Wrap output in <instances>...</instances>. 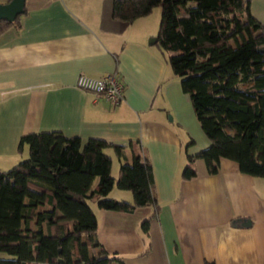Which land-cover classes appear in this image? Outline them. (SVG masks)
<instances>
[{
	"label": "crops",
	"instance_id": "obj_1",
	"mask_svg": "<svg viewBox=\"0 0 264 264\" xmlns=\"http://www.w3.org/2000/svg\"><path fill=\"white\" fill-rule=\"evenodd\" d=\"M247 1L264 27V0ZM23 3L19 28L0 34V170L27 157L26 145L17 150L25 133L55 131L119 146L137 141L150 165L157 210L151 216V205L130 212L92 209L98 243L117 258L110 264H264V178L240 172L224 157L213 174L197 159L195 176L180 177L186 156L209 140L188 93L155 42L147 43L156 38V16L119 30L110 18L111 0ZM113 72L123 86L117 104L75 86L78 74ZM105 153L116 178L120 161L111 148ZM122 155L129 160L127 150ZM125 191L110 197L130 202Z\"/></svg>",
	"mask_w": 264,
	"mask_h": 264
},
{
	"label": "trees",
	"instance_id": "obj_2",
	"mask_svg": "<svg viewBox=\"0 0 264 264\" xmlns=\"http://www.w3.org/2000/svg\"><path fill=\"white\" fill-rule=\"evenodd\" d=\"M154 7L160 10L154 45L188 93L209 140L206 148L186 156L180 177L195 176L197 159L213 174L224 157L240 172L264 178V27L250 15L248 1L111 0L110 18L122 30ZM20 15L0 19V34L18 29ZM22 145L27 157L0 170V252L11 256L0 258V264H57L59 258L64 264H110L117 258L96 239L90 202L124 212L151 205V216L156 213L150 165L137 141L82 143L49 131L21 135L18 151ZM106 148L120 161L116 178ZM124 150L129 160L122 158ZM113 185L128 190L131 201L109 197ZM148 219L141 221L143 229Z\"/></svg>",
	"mask_w": 264,
	"mask_h": 264
},
{
	"label": "built area",
	"instance_id": "obj_3",
	"mask_svg": "<svg viewBox=\"0 0 264 264\" xmlns=\"http://www.w3.org/2000/svg\"><path fill=\"white\" fill-rule=\"evenodd\" d=\"M75 86L104 98L112 105L121 100L123 89L120 78L115 72L100 78L78 74L75 79Z\"/></svg>",
	"mask_w": 264,
	"mask_h": 264
},
{
	"label": "water",
	"instance_id": "obj_4",
	"mask_svg": "<svg viewBox=\"0 0 264 264\" xmlns=\"http://www.w3.org/2000/svg\"><path fill=\"white\" fill-rule=\"evenodd\" d=\"M23 0H8L5 4H0V19L13 20V18L23 12ZM156 42V38L147 40L148 44ZM57 264H64L63 259L59 258Z\"/></svg>",
	"mask_w": 264,
	"mask_h": 264
},
{
	"label": "rangeland",
	"instance_id": "obj_5",
	"mask_svg": "<svg viewBox=\"0 0 264 264\" xmlns=\"http://www.w3.org/2000/svg\"><path fill=\"white\" fill-rule=\"evenodd\" d=\"M159 13H160V10H159V7H154L152 10H151V14L152 16H156V19H157V25L159 23ZM190 106V104H189ZM115 165L117 166L116 164V161L115 159L113 158V161H112V167H115ZM117 188L115 187V185H113L112 187V191H109L108 192V196H112V195H115L116 197H121L120 195H116V192H117ZM125 192H128V191H125ZM90 206L92 207L93 210H95V205L94 203L90 202ZM0 258H11L10 255L6 254L5 252H0Z\"/></svg>",
	"mask_w": 264,
	"mask_h": 264
}]
</instances>
